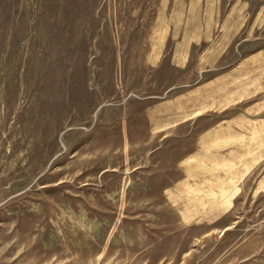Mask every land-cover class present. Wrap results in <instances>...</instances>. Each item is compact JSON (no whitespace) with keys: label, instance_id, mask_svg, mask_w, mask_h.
<instances>
[{"label":"rangeland","instance_id":"1","mask_svg":"<svg viewBox=\"0 0 264 264\" xmlns=\"http://www.w3.org/2000/svg\"><path fill=\"white\" fill-rule=\"evenodd\" d=\"M0 264H264V0H0Z\"/></svg>","mask_w":264,"mask_h":264},{"label":"bare ground","instance_id":"2","mask_svg":"<svg viewBox=\"0 0 264 264\" xmlns=\"http://www.w3.org/2000/svg\"><path fill=\"white\" fill-rule=\"evenodd\" d=\"M193 91V90H192ZM197 91V90H196ZM239 117V116H238ZM246 118V117H245ZM259 119V118H258ZM240 120V119H239ZM251 120H253V119H251ZM254 121H255V119H254ZM237 121H235V123H236ZM259 122V121H258ZM237 123H239V122H237ZM229 125V124H228ZM231 125V124H230ZM255 125V124H254ZM226 126V125H225ZM227 127V126H226ZM229 127V126H228ZM255 128V127H254ZM219 130V128L217 129V131ZM216 131V130H215ZM220 132L219 133H221V130H219ZM226 132H227V130H226ZM214 133V132H213ZM216 136V135H215ZM214 136V137H215ZM213 137V136H212ZM244 137V136H243ZM239 140V139H238ZM217 141H218V139H217ZM221 144V143H220ZM242 154V153H241ZM201 174V173H200Z\"/></svg>","mask_w":264,"mask_h":264}]
</instances>
